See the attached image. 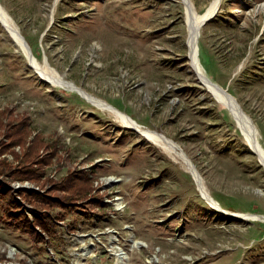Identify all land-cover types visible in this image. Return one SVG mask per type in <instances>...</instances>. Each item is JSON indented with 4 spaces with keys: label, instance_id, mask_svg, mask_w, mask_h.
Segmentation results:
<instances>
[{
    "label": "rangeland",
    "instance_id": "rangeland-1",
    "mask_svg": "<svg viewBox=\"0 0 264 264\" xmlns=\"http://www.w3.org/2000/svg\"><path fill=\"white\" fill-rule=\"evenodd\" d=\"M190 1L198 12L211 2ZM263 2L220 0L197 30L196 60L235 96L264 151ZM0 6L28 43L26 53L0 22V183L38 231L35 209L57 223L34 242L0 207V264H264V167L190 65L182 0ZM31 60L174 139L227 211L177 156ZM71 182L90 190L62 219L60 205L27 199L65 198Z\"/></svg>",
    "mask_w": 264,
    "mask_h": 264
},
{
    "label": "bare ground",
    "instance_id": "bare-ground-1",
    "mask_svg": "<svg viewBox=\"0 0 264 264\" xmlns=\"http://www.w3.org/2000/svg\"><path fill=\"white\" fill-rule=\"evenodd\" d=\"M219 2L220 0H211L209 5L206 7V9L203 12H198L194 9L190 0H182L185 9V23L187 26V38H186V43L188 46L187 56L189 58L191 67L194 69L195 73L196 72L198 73V75L197 73L196 75L201 80V83H203L208 88V90L213 94V96L219 102H221L222 105L224 104L228 108V110L232 113L235 121L238 123L243 134L245 135V139L247 140L249 146L251 147L253 152H255L258 155V158L264 167V151L263 148L260 146L258 140H256L255 138L256 137L255 129L251 123V119L249 115L242 109V107L240 106V104L237 102L236 98L232 94L230 95V93H228L224 88L217 85V83H215L214 81L208 79L207 76L205 77V74L202 72L200 68L198 60H196V51H197L196 38L198 37L197 30L199 26L202 25L201 22L203 21V19L210 18L212 14L215 13L216 9L219 6ZM10 19H11L10 15L0 6V22L2 23L4 28L8 31L12 39L17 43V45L27 53L26 46L20 34L18 33L17 29L10 23ZM30 64L32 65L34 70L40 75L41 78L63 87L69 85L71 89L77 90L92 104L112 112L115 116H117L121 120V122L124 125L135 129L145 138L157 143L167 152L177 156L183 162V164H185L188 167V169L192 173L197 185L199 186L201 194L208 198L209 195L205 193L203 186L201 187V182H200L201 177L199 176L198 171H196L191 166L192 162L190 158L185 153V151L176 143L174 139L167 136L163 132H159L139 126L130 116L126 115L124 112L111 106V104H108L104 99L94 94L92 95L91 93H89L87 90L77 85L76 83L67 81L55 69H53V71L51 69H50L51 71H47L48 69L46 70L45 66H42L35 60L34 61L31 60ZM208 199H209L208 203H210L217 210L227 211L223 209L219 205V203H217V201H215L211 196H209ZM134 243L135 244L139 243V241L134 239Z\"/></svg>",
    "mask_w": 264,
    "mask_h": 264
},
{
    "label": "trees",
    "instance_id": "trees-1",
    "mask_svg": "<svg viewBox=\"0 0 264 264\" xmlns=\"http://www.w3.org/2000/svg\"><path fill=\"white\" fill-rule=\"evenodd\" d=\"M82 182H86L82 180ZM78 183L71 182L70 185H68V190L70 191L69 194L65 198H61L59 196L55 197L58 199H55V201H43V198H41L38 194L35 195H29L27 197L28 201L30 202L31 206L34 207H43V203H45L46 206H61V210L58 213V216L60 219L64 217L63 212H68L70 210H73L75 206H73L74 201L83 200L86 195V191L90 190L87 185L83 183V185L77 186ZM85 188V189H84ZM6 186L0 183V207L2 208V214L3 217L13 226H15L17 229H19L22 232H26L31 240L34 242H40L44 241L47 238V234L54 231L57 223L53 222L49 217L46 218H40L41 213L40 211L36 210L35 208V215L39 218V221L35 222L39 225H41L44 233H41L36 229L35 225H32L30 221H28V217L26 212H24L22 205L15 199L11 194H8L6 191ZM72 189V190H71Z\"/></svg>",
    "mask_w": 264,
    "mask_h": 264
},
{
    "label": "water",
    "instance_id": "water-1",
    "mask_svg": "<svg viewBox=\"0 0 264 264\" xmlns=\"http://www.w3.org/2000/svg\"><path fill=\"white\" fill-rule=\"evenodd\" d=\"M208 19H210V18H206V19H203V21L201 22V24H204ZM20 33V32H19ZM20 36H21V38H22V40H23V42H24V44L28 47V43H27V41H26V39L24 38V36H23V34L22 33H20ZM197 73V72H196ZM197 75H198V73H197ZM208 78V77H207ZM209 79V78H208ZM201 81V80H200ZM218 85V84H217ZM221 87V86H220ZM222 88H224V87H222ZM228 93H230L226 88H224ZM231 94V93H230ZM234 96V95H233ZM235 97V96H234ZM239 103V102H238ZM241 106V105H240Z\"/></svg>",
    "mask_w": 264,
    "mask_h": 264
}]
</instances>
